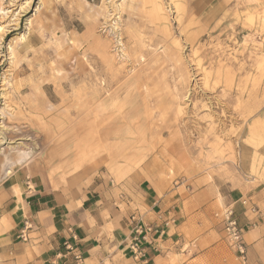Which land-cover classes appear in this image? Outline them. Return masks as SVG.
<instances>
[{
    "label": "rangeland",
    "instance_id": "rangeland-1",
    "mask_svg": "<svg viewBox=\"0 0 264 264\" xmlns=\"http://www.w3.org/2000/svg\"><path fill=\"white\" fill-rule=\"evenodd\" d=\"M0 26L10 170L264 196V0H0Z\"/></svg>",
    "mask_w": 264,
    "mask_h": 264
},
{
    "label": "crops",
    "instance_id": "crops-1",
    "mask_svg": "<svg viewBox=\"0 0 264 264\" xmlns=\"http://www.w3.org/2000/svg\"><path fill=\"white\" fill-rule=\"evenodd\" d=\"M180 189L139 184L131 192L107 177L85 189L62 187L30 163L10 170L8 156L0 161V264H75L66 242L84 264H241L221 222L233 205L249 264H264V214L253 213L249 200L262 204V193L229 200L212 187L185 196ZM135 212L164 230L154 232L159 250L149 252L147 263L134 260L128 245Z\"/></svg>",
    "mask_w": 264,
    "mask_h": 264
},
{
    "label": "built area",
    "instance_id": "built-area-1",
    "mask_svg": "<svg viewBox=\"0 0 264 264\" xmlns=\"http://www.w3.org/2000/svg\"><path fill=\"white\" fill-rule=\"evenodd\" d=\"M7 2V0H3ZM246 204V201H244ZM256 208L252 207V211ZM221 221L224 225L225 238L229 246L238 254L241 259V264H246L247 246L244 240V226L239 223L232 206H227L221 214ZM132 226V233L129 238V249L131 254L137 262L147 263L149 260V252L158 251V247L154 243V232L163 234L159 226L147 223L144 221L141 213L135 212L130 216ZM76 237V236H74ZM67 251L73 252L75 257V264H84V258L80 252L77 251L70 242L65 243Z\"/></svg>",
    "mask_w": 264,
    "mask_h": 264
},
{
    "label": "bare ground",
    "instance_id": "bare-ground-1",
    "mask_svg": "<svg viewBox=\"0 0 264 264\" xmlns=\"http://www.w3.org/2000/svg\"><path fill=\"white\" fill-rule=\"evenodd\" d=\"M1 13H4V12H1ZM5 14V13H4ZM6 27L7 26H0V32H2V31H6ZM123 36V35H122ZM26 38V35L24 34L23 36H22V38L21 39H25ZM123 38V37H122ZM94 71V70H93ZM95 74V73H94ZM189 75V74H188ZM95 76V75H94ZM186 76V75H185ZM84 77V76H83ZM94 78V77H93ZM190 79V78H189ZM202 80V79H201ZM198 82V81H197ZM231 82L233 83V79L231 80ZM106 85V84H105ZM154 86V85H153ZM208 89V88H207ZM147 91V90H146ZM240 95H241V97L243 98L244 97V91H242L241 93H240ZM212 98V97H211ZM223 104V103H222ZM247 105V104H246ZM212 106H214V105H212ZM149 107V106H148ZM211 110V109H210ZM225 113V112H224ZM98 128V127H97ZM97 128H96V130H97ZM223 128V127H222ZM98 132V131H97ZM246 201V200H245ZM247 202V201H246ZM243 203H244V201H243ZM245 204V203H244ZM234 210H235V208H234ZM235 214H236V211H235ZM247 246V245H246Z\"/></svg>",
    "mask_w": 264,
    "mask_h": 264
}]
</instances>
